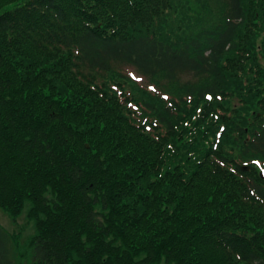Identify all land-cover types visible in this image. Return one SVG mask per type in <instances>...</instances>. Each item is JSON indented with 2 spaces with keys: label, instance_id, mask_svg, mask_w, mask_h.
<instances>
[{
  "label": "trees",
  "instance_id": "16d2710c",
  "mask_svg": "<svg viewBox=\"0 0 264 264\" xmlns=\"http://www.w3.org/2000/svg\"><path fill=\"white\" fill-rule=\"evenodd\" d=\"M215 2L0 0V209L28 208L25 264H264V0Z\"/></svg>",
  "mask_w": 264,
  "mask_h": 264
},
{
  "label": "rangeland",
  "instance_id": "374dc122",
  "mask_svg": "<svg viewBox=\"0 0 264 264\" xmlns=\"http://www.w3.org/2000/svg\"><path fill=\"white\" fill-rule=\"evenodd\" d=\"M25 1V0H24ZM212 5H215V0H211ZM196 31V29L190 30ZM124 73L127 74L131 79H133L138 85L142 87H148L149 83L146 82V79L138 74L133 68H124ZM243 167L250 166L247 163H243ZM243 170V169H242ZM247 170L246 172H248ZM245 171V170H243ZM28 208L14 220L6 211L0 209V227L3 228L7 233L12 234L15 237V245H13L12 258L17 260L19 259L20 264H25V258H20L22 254L29 251V242L33 235L35 234V224L33 221L29 220L27 217ZM17 263V262H16ZM28 264V261H26Z\"/></svg>",
  "mask_w": 264,
  "mask_h": 264
},
{
  "label": "water",
  "instance_id": "95a60500",
  "mask_svg": "<svg viewBox=\"0 0 264 264\" xmlns=\"http://www.w3.org/2000/svg\"><path fill=\"white\" fill-rule=\"evenodd\" d=\"M242 169L245 170V171L249 170L248 167H243Z\"/></svg>",
  "mask_w": 264,
  "mask_h": 264
}]
</instances>
